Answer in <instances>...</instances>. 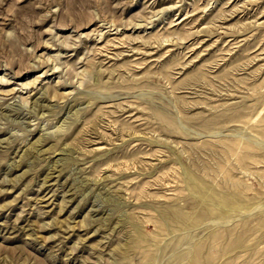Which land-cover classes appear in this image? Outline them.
Wrapping results in <instances>:
<instances>
[{
  "label": "rangeland",
  "instance_id": "374dc122",
  "mask_svg": "<svg viewBox=\"0 0 264 264\" xmlns=\"http://www.w3.org/2000/svg\"><path fill=\"white\" fill-rule=\"evenodd\" d=\"M0 264H264V0H0Z\"/></svg>",
  "mask_w": 264,
  "mask_h": 264
}]
</instances>
